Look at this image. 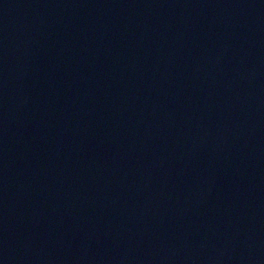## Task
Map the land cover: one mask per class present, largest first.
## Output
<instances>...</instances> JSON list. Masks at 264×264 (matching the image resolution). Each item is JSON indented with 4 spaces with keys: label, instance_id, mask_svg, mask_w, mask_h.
Wrapping results in <instances>:
<instances>
[{
    "label": "water",
    "instance_id": "95a60500",
    "mask_svg": "<svg viewBox=\"0 0 264 264\" xmlns=\"http://www.w3.org/2000/svg\"><path fill=\"white\" fill-rule=\"evenodd\" d=\"M0 264H264V0H0Z\"/></svg>",
    "mask_w": 264,
    "mask_h": 264
}]
</instances>
